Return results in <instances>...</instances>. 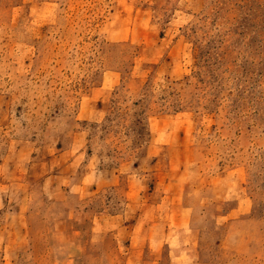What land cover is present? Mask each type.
I'll return each instance as SVG.
<instances>
[{
    "label": "rangeland",
    "instance_id": "1",
    "mask_svg": "<svg viewBox=\"0 0 264 264\" xmlns=\"http://www.w3.org/2000/svg\"><path fill=\"white\" fill-rule=\"evenodd\" d=\"M0 264H264V0H0Z\"/></svg>",
    "mask_w": 264,
    "mask_h": 264
},
{
    "label": "crops",
    "instance_id": "2",
    "mask_svg": "<svg viewBox=\"0 0 264 264\" xmlns=\"http://www.w3.org/2000/svg\"><path fill=\"white\" fill-rule=\"evenodd\" d=\"M90 173V172H89ZM94 174H96V172H93ZM98 173H99V175H102V173H103V171H101V170H99L98 169ZM88 174V173H87ZM108 176H110V177H112V175L111 174H108ZM85 183H87V182H85ZM113 184H114V182H112ZM83 187V186H82ZM84 189H85V185H84Z\"/></svg>",
    "mask_w": 264,
    "mask_h": 264
}]
</instances>
